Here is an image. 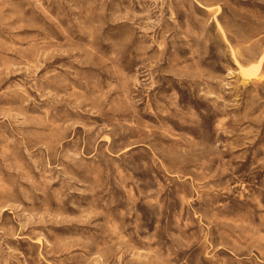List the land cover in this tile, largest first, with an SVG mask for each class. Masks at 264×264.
<instances>
[{"label":"rangeland","instance_id":"374dc122","mask_svg":"<svg viewBox=\"0 0 264 264\" xmlns=\"http://www.w3.org/2000/svg\"><path fill=\"white\" fill-rule=\"evenodd\" d=\"M0 264H264V0H0Z\"/></svg>","mask_w":264,"mask_h":264},{"label":"bare ground","instance_id":"6f19581e","mask_svg":"<svg viewBox=\"0 0 264 264\" xmlns=\"http://www.w3.org/2000/svg\"><path fill=\"white\" fill-rule=\"evenodd\" d=\"M260 64V63H259ZM257 71V70H256ZM245 73V72H244Z\"/></svg>","mask_w":264,"mask_h":264}]
</instances>
